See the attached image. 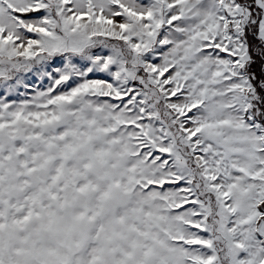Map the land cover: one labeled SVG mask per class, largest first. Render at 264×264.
<instances>
[{
  "label": "snow or ice",
  "instance_id": "snow-or-ice-1",
  "mask_svg": "<svg viewBox=\"0 0 264 264\" xmlns=\"http://www.w3.org/2000/svg\"><path fill=\"white\" fill-rule=\"evenodd\" d=\"M0 264H264V0H0Z\"/></svg>",
  "mask_w": 264,
  "mask_h": 264
}]
</instances>
